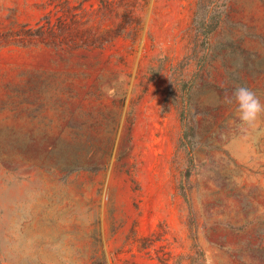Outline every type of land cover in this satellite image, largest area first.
Masks as SVG:
<instances>
[{
    "label": "rangeland",
    "instance_id": "rangeland-1",
    "mask_svg": "<svg viewBox=\"0 0 264 264\" xmlns=\"http://www.w3.org/2000/svg\"><path fill=\"white\" fill-rule=\"evenodd\" d=\"M240 86L264 0H0V264H264Z\"/></svg>",
    "mask_w": 264,
    "mask_h": 264
},
{
    "label": "clouds",
    "instance_id": "clouds-1",
    "mask_svg": "<svg viewBox=\"0 0 264 264\" xmlns=\"http://www.w3.org/2000/svg\"><path fill=\"white\" fill-rule=\"evenodd\" d=\"M123 80V76L117 78L114 84ZM101 91L112 99H116L115 87L108 84L101 86ZM228 104L234 105L235 115L240 121L241 127L256 128L264 118V103L256 93L247 87H236L232 94L226 97Z\"/></svg>",
    "mask_w": 264,
    "mask_h": 264
}]
</instances>
